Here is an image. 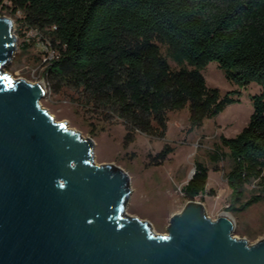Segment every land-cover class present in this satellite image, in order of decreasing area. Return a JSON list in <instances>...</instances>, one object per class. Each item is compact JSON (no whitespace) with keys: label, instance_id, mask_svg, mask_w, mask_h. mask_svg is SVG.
I'll use <instances>...</instances> for the list:
<instances>
[{"label":"trees","instance_id":"obj_1","mask_svg":"<svg viewBox=\"0 0 264 264\" xmlns=\"http://www.w3.org/2000/svg\"><path fill=\"white\" fill-rule=\"evenodd\" d=\"M0 4L8 5L12 14L20 13L26 28L39 32L55 51L45 70L53 91H73L80 110L92 119L120 122L125 144L137 132L163 139L169 112L187 109L193 130L237 101L239 90L222 96L207 86L202 71L211 62L239 89L256 84L259 93L251 96L248 124L235 137L221 136L208 158L214 165L230 160L225 179L232 210L241 213L264 203V0ZM194 169L181 188L187 202L206 193L208 168L196 161ZM253 181L259 191L243 200L245 186Z\"/></svg>","mask_w":264,"mask_h":264},{"label":"water","instance_id":"obj_2","mask_svg":"<svg viewBox=\"0 0 264 264\" xmlns=\"http://www.w3.org/2000/svg\"><path fill=\"white\" fill-rule=\"evenodd\" d=\"M15 49L0 17V264H264V239L235 238L232 219L211 220L200 202L165 235L127 215L128 174L97 164L94 141L54 121L41 84L3 72Z\"/></svg>","mask_w":264,"mask_h":264},{"label":"rangeland","instance_id":"obj_3","mask_svg":"<svg viewBox=\"0 0 264 264\" xmlns=\"http://www.w3.org/2000/svg\"><path fill=\"white\" fill-rule=\"evenodd\" d=\"M7 6L0 4V17L11 20L16 49L3 72L13 79L41 84L45 94L40 105L54 121L64 122L67 128L79 132L83 138H91L95 143L94 161L97 164L114 165L128 174L127 215L148 222L155 234L165 235L171 217L187 204L181 188L190 180L198 161L208 168V180L206 193L194 201L203 205L207 217L216 220L219 215L228 214L234 223V237L244 239L249 245L264 239V203L255 204L241 213L232 210L231 191L225 179L230 160L226 158L214 165L208 158L214 145L220 143L221 136L235 137L248 124L253 111L251 96L259 93L256 84L239 89L229 84L217 64L211 62L202 71L207 86L217 88L222 96L239 90L237 101L193 130L189 129L187 109L169 112L163 139L149 138L137 132L134 140L125 144L126 130L120 122L103 123L92 119L80 110L73 91L66 88L59 93L53 91L45 77V60L49 55L44 53V47L50 48V44L36 30L26 28L22 15L12 14ZM169 63L172 68H178L171 60ZM223 151L227 152V149ZM258 191L257 181L246 185L243 200Z\"/></svg>","mask_w":264,"mask_h":264},{"label":"built area","instance_id":"obj_4","mask_svg":"<svg viewBox=\"0 0 264 264\" xmlns=\"http://www.w3.org/2000/svg\"><path fill=\"white\" fill-rule=\"evenodd\" d=\"M37 34L39 36H41V34H39V32H37ZM44 48L46 49V51L44 53L47 54V55H49L48 58H47V60H45V61H47V64H48L55 57V51L51 47L48 48L47 46H45Z\"/></svg>","mask_w":264,"mask_h":264},{"label":"bare ground","instance_id":"obj_5","mask_svg":"<svg viewBox=\"0 0 264 264\" xmlns=\"http://www.w3.org/2000/svg\"><path fill=\"white\" fill-rule=\"evenodd\" d=\"M222 215H228V214H225V213H224V214H222ZM228 216H229V215H228Z\"/></svg>","mask_w":264,"mask_h":264}]
</instances>
